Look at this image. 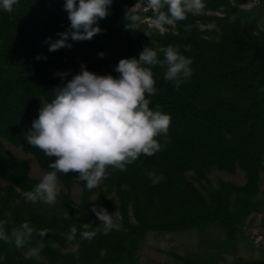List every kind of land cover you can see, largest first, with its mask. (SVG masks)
<instances>
[{"label": "trees", "instance_id": "16d2710c", "mask_svg": "<svg viewBox=\"0 0 264 264\" xmlns=\"http://www.w3.org/2000/svg\"><path fill=\"white\" fill-rule=\"evenodd\" d=\"M251 1L203 0L202 11L222 16L189 12L161 31L146 21L157 15L149 0H113L108 15L97 21L101 33L84 41L69 37L71 48L54 52L47 38L71 30L66 0H19L11 12L0 8V221H7L9 235L25 221L49 230L34 258L26 254L39 246L37 233L22 248L0 239V264H143L149 233L188 231L197 233V244L169 253L167 264H264L263 250L258 258L238 255L244 223L264 212V0L251 11L241 10ZM133 6L137 10L129 11ZM133 15L140 17L135 25ZM169 45L191 58L192 76L177 86L165 80L164 68L145 65L152 68L156 89L155 95L146 94L149 107L159 105L171 117L167 134L156 137L161 150L141 154L125 171L109 167L92 190L77 173H58L64 189L54 205L27 201L23 193L40 180L31 175L29 161L10 154L5 144L33 155L45 173L52 171L55 157L30 145L26 134L56 90L81 65L118 78L121 59H139L151 47L163 60ZM238 170L244 184L211 179L213 171L236 175ZM152 171L164 179L154 185L147 175ZM75 185L82 188L79 202L72 195ZM93 206L105 208L122 227L82 239L81 232L93 230L85 224H101ZM72 227L77 233L68 241Z\"/></svg>", "mask_w": 264, "mask_h": 264}, {"label": "clouds", "instance_id": "9594fccd", "mask_svg": "<svg viewBox=\"0 0 264 264\" xmlns=\"http://www.w3.org/2000/svg\"><path fill=\"white\" fill-rule=\"evenodd\" d=\"M18 2L0 0V8L11 12ZM112 2L66 0L64 8L71 30L57 33L59 39L56 40L48 37V50L54 52L64 47L71 48L69 37L73 41H84L101 33L97 21L108 15ZM149 5L157 12L153 27L160 30L165 25L186 19L187 13H198L205 7L203 0H149ZM165 6L166 12L162 11ZM139 20L138 15L131 16L132 25ZM184 48L185 51L190 50L189 45ZM163 51V60L158 59L157 52L151 47H145L139 59H121L115 68L120 74L118 78L110 74L97 75L81 65L80 72L56 90L55 99L39 109L38 118L32 122L26 134L30 145L48 157H55V161L49 165L53 170L44 174L33 190L23 193L27 201L54 205L61 192L58 173H77L86 182L87 189L92 190L109 175V167L125 171L126 166L141 154L152 156L161 150L156 137L167 134L171 117L162 113L159 105H156V110L150 109L146 94L155 95V80L152 68L145 65L164 68L165 80L177 86L192 76V60L180 53L179 46L169 45ZM99 55L102 57L104 53ZM147 175L154 185L164 179L163 175L157 176L155 171ZM122 187L127 188L126 185ZM91 211L101 224L96 228L85 224L86 229L93 230L81 232L82 239L91 241L101 230L107 234L122 227L105 208L93 206ZM6 225L7 221H0V239L14 241L17 248L24 247L33 233H37L41 242L38 247L28 249L26 258L39 257L43 248L42 239L48 234V229H34L25 221L13 227L9 235L5 230ZM76 233V227H72L68 241L73 240Z\"/></svg>", "mask_w": 264, "mask_h": 264}, {"label": "rangeland", "instance_id": "374dc122", "mask_svg": "<svg viewBox=\"0 0 264 264\" xmlns=\"http://www.w3.org/2000/svg\"><path fill=\"white\" fill-rule=\"evenodd\" d=\"M260 2L258 0H253L248 4L241 6V10L251 11ZM138 6L129 7V11L137 10ZM197 14L210 16V17H221L222 14L219 12L212 11H200ZM155 18H148L146 21L150 26H153V21ZM210 28V27H209ZM160 30V29H159ZM161 31H164L161 30ZM6 149L8 152L16 157L27 159L30 163V173L33 177L41 180L43 175L46 174L38 165L36 159L31 154L25 153L21 148H17L9 143H6ZM211 179L214 183L219 180L233 181L238 184H244L245 174L242 170H238L236 175H230L228 173L213 171L211 173ZM102 180L100 181V183ZM61 189H64L61 183L58 181ZM99 183V184H100ZM262 186H264V173L262 175ZM82 188L80 185H75L72 188V195L76 202L81 199ZM96 198L93 197L92 202H95ZM247 223H262L264 224V212L253 213L244 224ZM243 239L240 242L238 248V255L245 258L253 257L258 258L262 251L253 248L252 245L242 236ZM197 233L195 231L180 232V233H170V234H159V233H149L147 236L146 243L143 247L142 262L143 264H167L169 262V253L179 252L184 253L185 251L192 249L197 244Z\"/></svg>", "mask_w": 264, "mask_h": 264}, {"label": "built area", "instance_id": "2783aa9c", "mask_svg": "<svg viewBox=\"0 0 264 264\" xmlns=\"http://www.w3.org/2000/svg\"><path fill=\"white\" fill-rule=\"evenodd\" d=\"M242 234L253 247L264 251V224L247 223L242 228Z\"/></svg>", "mask_w": 264, "mask_h": 264}]
</instances>
